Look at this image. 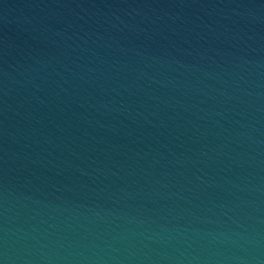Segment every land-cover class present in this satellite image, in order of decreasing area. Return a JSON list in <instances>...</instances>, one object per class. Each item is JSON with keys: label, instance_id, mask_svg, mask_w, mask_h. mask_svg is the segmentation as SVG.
Returning <instances> with one entry per match:
<instances>
[{"label": "water", "instance_id": "1", "mask_svg": "<svg viewBox=\"0 0 264 264\" xmlns=\"http://www.w3.org/2000/svg\"><path fill=\"white\" fill-rule=\"evenodd\" d=\"M0 264H264V0H0Z\"/></svg>", "mask_w": 264, "mask_h": 264}]
</instances>
